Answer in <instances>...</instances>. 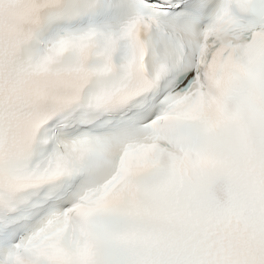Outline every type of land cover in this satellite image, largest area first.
<instances>
[{
    "label": "snow or ice",
    "instance_id": "1",
    "mask_svg": "<svg viewBox=\"0 0 264 264\" xmlns=\"http://www.w3.org/2000/svg\"><path fill=\"white\" fill-rule=\"evenodd\" d=\"M0 264H264V0H0Z\"/></svg>",
    "mask_w": 264,
    "mask_h": 264
},
{
    "label": "clouds",
    "instance_id": "2",
    "mask_svg": "<svg viewBox=\"0 0 264 264\" xmlns=\"http://www.w3.org/2000/svg\"><path fill=\"white\" fill-rule=\"evenodd\" d=\"M14 7L13 5H10V4H5L4 5V17H5V20H7L9 18V9ZM27 27V22H17V28L19 30H23L24 28Z\"/></svg>",
    "mask_w": 264,
    "mask_h": 264
}]
</instances>
